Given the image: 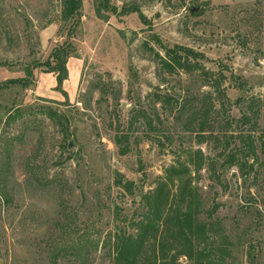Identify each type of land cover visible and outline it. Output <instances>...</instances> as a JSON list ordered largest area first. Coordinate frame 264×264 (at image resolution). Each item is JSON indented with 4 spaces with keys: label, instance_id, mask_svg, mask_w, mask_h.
I'll list each match as a JSON object with an SVG mask.
<instances>
[{
    "label": "rangeland",
    "instance_id": "rangeland-1",
    "mask_svg": "<svg viewBox=\"0 0 264 264\" xmlns=\"http://www.w3.org/2000/svg\"><path fill=\"white\" fill-rule=\"evenodd\" d=\"M60 12L0 0V83L62 44L80 70L70 97L44 68L0 91V264H113L102 243L135 234L169 168L230 263L264 264V0H81L72 35ZM176 48L189 72L166 67Z\"/></svg>",
    "mask_w": 264,
    "mask_h": 264
},
{
    "label": "trees",
    "instance_id": "trees-1",
    "mask_svg": "<svg viewBox=\"0 0 264 264\" xmlns=\"http://www.w3.org/2000/svg\"><path fill=\"white\" fill-rule=\"evenodd\" d=\"M80 9L81 0H61L59 20L63 24L70 23L71 27L67 32L69 35L79 25ZM168 53H173L174 56L171 57L172 65L166 64V67L183 72H189L193 68L189 60L193 61L198 57L184 48H176L175 53ZM70 57V44L56 46L44 63L24 67V78L1 82L0 91L11 86L27 89L32 84L33 70L44 68L41 72L55 76V91L66 98L62 85L67 80L66 63ZM6 66L0 64V67ZM256 115L257 112L252 114L254 117ZM243 119L250 123L251 118L244 116ZM233 164L232 159L231 165ZM197 167L199 168V164ZM185 174L179 169H167L162 182L140 200L144 212L141 220L134 225L135 234H114L102 243V247L110 252L113 264H180V258L186 264H231L230 244L222 228L209 220L199 221L200 203ZM207 218L210 219L211 215H207ZM87 243L95 248L98 246V243L87 241L85 244ZM76 260L79 261L78 264H83L86 256H78Z\"/></svg>",
    "mask_w": 264,
    "mask_h": 264
},
{
    "label": "crops",
    "instance_id": "crops-1",
    "mask_svg": "<svg viewBox=\"0 0 264 264\" xmlns=\"http://www.w3.org/2000/svg\"><path fill=\"white\" fill-rule=\"evenodd\" d=\"M69 66H71L73 68L72 70H73L74 76H76V78H77L78 77V74H79V71H80L78 65L77 64H73L72 62H69L68 63V66L66 65V69H67V72H68V78H69V74H70V68H69ZM66 82H68V81L66 80ZM64 91H65V94H67V96L70 97L69 91L68 90H64Z\"/></svg>",
    "mask_w": 264,
    "mask_h": 264
},
{
    "label": "water",
    "instance_id": "water-1",
    "mask_svg": "<svg viewBox=\"0 0 264 264\" xmlns=\"http://www.w3.org/2000/svg\"><path fill=\"white\" fill-rule=\"evenodd\" d=\"M194 10H191V12H193Z\"/></svg>",
    "mask_w": 264,
    "mask_h": 264
}]
</instances>
